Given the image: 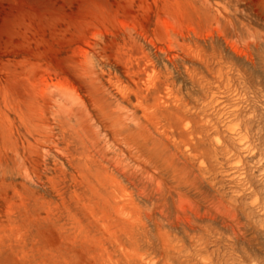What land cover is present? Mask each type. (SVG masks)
I'll use <instances>...</instances> for the list:
<instances>
[{
	"label": "rangeland",
	"instance_id": "obj_1",
	"mask_svg": "<svg viewBox=\"0 0 264 264\" xmlns=\"http://www.w3.org/2000/svg\"><path fill=\"white\" fill-rule=\"evenodd\" d=\"M159 18L170 32L158 30ZM117 22L144 28L171 82L148 109L165 134L140 126L141 109L100 94L87 103L110 166L135 175L131 214L152 229L141 242L107 233L71 194L51 129L59 95L36 97L42 80L69 78L87 100L77 62ZM0 169V264H264V0H0ZM79 172L89 202L118 212L123 192L104 171ZM50 178L68 181L66 201Z\"/></svg>",
	"mask_w": 264,
	"mask_h": 264
},
{
	"label": "bare ground",
	"instance_id": "obj_2",
	"mask_svg": "<svg viewBox=\"0 0 264 264\" xmlns=\"http://www.w3.org/2000/svg\"><path fill=\"white\" fill-rule=\"evenodd\" d=\"M115 21L116 17L114 18V22ZM102 23H104V21H102ZM157 26L159 31L164 30L166 33L171 31V28L169 27L171 25H168V23H166L165 21L162 22L161 18H159ZM96 36L97 38L95 37V41L90 43V48L87 52H85L82 60L77 62L81 79L86 80V82L88 83L86 85L88 89L87 100L80 93V89L72 81H70L69 78L60 79L59 82L54 81L53 83H48L47 79L42 80L41 84L43 83V87H41L42 89L37 92L36 97L39 102L42 101V103H46V99H48L49 101L56 95H59V98H55L56 101L54 100V103H58V105L56 106L59 108L53 111L54 115L52 114L53 117L51 118L53 119L52 121L54 122V125L51 129L53 130V136H56V146L58 145L60 154L62 153V155L60 156L66 158V163L62 162V160L60 159L61 162L59 160L56 165L58 167V170L62 171V175L69 177L68 181L70 180V184L72 185L71 194L75 199L82 202L84 206L92 213V215H94L101 221L107 233L116 238H119L120 236L122 238L128 236L130 239L139 240L141 242L146 240L145 237L148 236L147 230L151 231L152 229L150 230L147 228L146 219H133L134 216L132 217V214L134 213L131 214V208L136 202L134 198L135 192L133 193V191L131 190V187L134 185L135 175L131 170L130 171L132 173L127 168H120L119 163H115V165H113L112 167L110 166V160L108 156L106 155V153L104 154L103 152H101V148L96 142L94 134L90 132V129L94 127L95 119L92 112L89 110V106L87 103H89L90 100L95 101L94 95L100 94V96L104 99L110 97L118 101V104H116L120 107H118L119 109L122 108L123 104H125V106H132L134 110L141 109L143 111V119L140 122V126L143 127L148 123H153L156 130L155 132L165 134L166 132L157 129L158 127L156 126L154 117H151L152 115L151 113H149L150 110L148 111V109L151 108V106L149 105V101L151 99L152 92L164 88L166 89L167 93H169L171 90V82L167 74L159 75V72L156 69L157 62L155 61L154 56L149 52L150 49L148 50L147 47V43H150L152 46H155V43L152 41V39L150 40L148 38V35L146 34V31H144V28L141 31H138L137 28L132 31L128 30L124 27V25H121L119 22H117L111 32H109L108 34H103L98 31ZM174 62H176V60H174ZM97 67L100 68V72L97 71ZM54 78L56 80V77ZM54 78L50 80H53ZM49 89H51L50 93H48ZM47 93L49 94V96L47 95ZM51 101H53V99ZM68 104H70V106H68ZM80 104L82 105V107L79 106L78 108L77 106ZM126 107H123V109L125 110ZM82 110H86L87 113L84 114ZM81 113L84 115H82ZM39 117L43 119L46 116L44 114H41ZM48 122H51V120H48ZM141 130L151 132V130L148 128H141ZM155 134L157 135V133ZM80 143H82L87 150V153L85 155H79L75 151L76 148H81ZM147 143L144 142V147L146 149L144 151H148L147 153L149 155L157 159L161 158L160 151L158 152L155 149L153 151L147 150ZM16 157L17 155L12 159L15 163L14 168L17 171H21L20 169L24 167V164H18V160ZM66 166H69L71 170L70 172L67 171ZM81 166H84L88 169L96 168L97 171H104L105 175L107 176L106 178L114 183L115 188L119 192H123V196L117 202V204L120 206L118 212H113L110 208L99 203L89 202V200L87 199L88 190L86 189L84 179L79 172V167ZM1 171L2 169H0V172ZM68 181L60 182L55 178H50V184L52 182L51 185L54 188L53 190L55 191V194L63 201H66L67 198L66 185L63 184L65 182L67 183ZM136 191L138 196H141V198L145 197L143 193L138 190ZM179 198L181 197L179 196ZM129 206H131V208ZM128 208H130V212L128 211ZM154 220L155 222L158 221L157 225L162 223L157 219ZM175 220H177V222L183 221V219ZM191 220L192 219H190V221ZM185 221L187 223H191L188 222L189 219H184L182 223H184ZM177 222L173 221L172 225L174 226L175 223L177 224ZM187 223H185L184 225H187ZM162 225L160 224V226ZM164 225L167 226L169 224ZM180 225L182 224L180 223ZM181 227L182 229L185 228H183V226ZM187 227L191 228L189 224L187 225ZM193 227L194 226H192V229L195 228ZM167 234H170V232H168ZM125 252H127V255L131 254L129 251H127L126 248ZM186 253L188 254V252ZM187 257L190 258V255H187ZM148 259V257L142 256L140 261H146ZM149 263L158 264L156 260L149 261Z\"/></svg>",
	"mask_w": 264,
	"mask_h": 264
}]
</instances>
